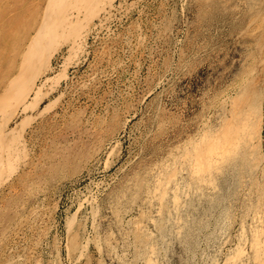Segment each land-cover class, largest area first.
Returning a JSON list of instances; mask_svg holds the SVG:
<instances>
[{
	"label": "rangeland",
	"instance_id": "rangeland-1",
	"mask_svg": "<svg viewBox=\"0 0 264 264\" xmlns=\"http://www.w3.org/2000/svg\"><path fill=\"white\" fill-rule=\"evenodd\" d=\"M47 2L0 0V264H264V0ZM212 139L221 168L203 160ZM221 183L217 225L204 210Z\"/></svg>",
	"mask_w": 264,
	"mask_h": 264
},
{
	"label": "bare ground",
	"instance_id": "bare-ground-1",
	"mask_svg": "<svg viewBox=\"0 0 264 264\" xmlns=\"http://www.w3.org/2000/svg\"><path fill=\"white\" fill-rule=\"evenodd\" d=\"M66 0H58V4L57 3H54L53 2V0H48V4L46 5V11L47 12H51V11H54V14H56L55 12H57V13H60L61 11H58V9L60 10V7H62V4L63 3H66L65 2ZM89 0H78V2H79V4L81 3H83V4H85V3H87ZM82 4V5H83ZM81 5V6H82ZM45 10H44V12H46ZM63 12V11H62ZM52 14H53V12H52ZM51 14V15H52ZM62 14V13H61ZM48 15V14H47ZM51 15L49 16H44V20L43 19H41L43 22L41 23V28L42 29H40V30H37L36 31V33L35 34H33V35H31L30 37H29V39H28V44H27V50L25 51V54H24V57H23V59H22V61H21V63H20V73H22L25 69H27L30 65H33L34 63L32 62V55H31V50L33 49V47H35V46H37L36 44L37 43H39L43 38V36H42V34L46 31H44V29L46 28L49 32H51V30L53 31V29H55L56 28V26H57V21H58V17L55 15L54 16V18H52L51 17ZM64 15V14H63ZM59 17H60V15H58ZM9 18V17H8ZM64 18V17H63ZM61 20V19H60ZM60 22V21H59ZM59 22H58V24H59ZM63 22V20L61 21V23ZM6 24V23H5ZM4 25V24H3ZM42 31H44V32H42ZM5 32V31H4ZM55 33V32H54ZM46 34V33H45ZM1 35V34H0ZM4 35H6L7 36V34H4ZM6 36H4L5 37V39H6V41H7V38L9 37V36H7V38H6ZM54 36V35H53ZM3 37V36H2ZM1 37V38H2ZM46 37V36H45ZM48 39V38H47ZM2 40H3V38H2ZM9 41V40H8ZM8 41H7V44H8ZM46 42V41H45ZM44 42V43H45ZM4 43V42H3ZM39 45H41L40 43H39ZM43 45V44H42ZM47 47V46H46ZM40 49V48H39ZM39 49H36L37 51L39 50ZM50 49V48H49ZM48 49V50H49ZM42 51V50H41ZM46 51V50H45ZM57 51H59V49L58 50H54V51H52V53H50V55H49V57L50 56H53ZM36 52V51H35ZM49 52H51V51H49ZM40 54V53H39ZM42 55H43V53H42ZM41 55V56H42ZM6 56V55H5ZM37 56V55H36ZM38 57V56H37ZM19 65V64H18ZM42 67V70H39L40 68ZM50 67V63H49V60H47V61H44L43 63H42V65H40V68H39V66H37L36 68H35V70L32 72V71H30V73H31V75H29L30 76V78L31 79H34L33 81H31V80H29V83H31V85H29V86H34V81H35V78L36 77H38V75L39 76H41V75H43L44 74V72L48 69ZM30 68H31V66H30ZM30 68H28V69H30ZM19 69V68H18ZM27 69V70H28ZM32 69V68H31ZM34 69V68H33ZM17 74V73H16ZM17 75H19V74H17ZM19 78V77H18ZM17 78V76L16 77H10V79L8 80V86H7V89H5L4 91H3V93H4V95L6 94V93H8V92H10V90L12 89V88H14L13 86H15V84H16V80L18 79ZM26 79H28V78H26ZM36 79H38V78H36ZM18 86V85H17ZM247 86V85H246ZM248 87V86H247ZM251 87V86H250ZM249 87V88H250ZM257 88V86H254V88ZM2 88H4V86L2 87ZM252 89H254L253 87H251ZM259 88H261V87H259ZM30 89V88H29ZM246 89V88H245ZM0 90H1V88H0ZM13 90V89H12ZM261 90V89H260ZM259 90V91H260ZM245 91V90H244ZM250 91V90H249ZM248 91V92H249ZM257 91V90H256ZM256 91H254V92H256ZM253 92V91H252ZM253 92V93H254ZM261 92V91H260ZM253 93H251L250 92V94L252 95ZM262 93V92H261ZM260 93V94H261ZM24 94V92H22L21 93V95H23ZM28 94V93H27ZM243 94V93H242ZM241 94V95H242ZM249 93H247V95H248ZM7 95V94H6ZM254 95H255V93H254ZM3 96V95H2ZM243 96H244V94H243ZM257 98L260 96H257V95H255ZM4 97H6V96H4ZM9 97V96H8ZM7 97V98H8ZM240 97V96H239ZM246 98H247V96H245ZM250 97V96H249ZM248 97V98H249ZM254 97V96H253ZM1 98V100L3 99L2 97H0ZM241 98V97H240ZM239 98V99H240ZM250 98H252V97H250ZM37 99V98H36ZM243 99H245L244 97H243ZM4 100H5V98H4ZM241 100V99H240ZM240 100H239V102H240ZM248 100V99H247ZM256 100H258V99H256ZM16 101L17 100H6L5 101V104L3 105V107L1 108L2 110L3 109H6V108H8L9 110H10V108L11 107H14V105H15V103H16ZM260 101V100H259ZM249 102V101H248ZM0 103H2V101L0 102ZM4 103V102H3ZM2 103V104H3ZM238 103V102H237ZM249 103H251V101L249 102ZM257 103H259V102H257ZM39 104V103H38ZM256 104V103H255ZM253 104L254 106H256L255 107V111L257 110L256 108H258L257 107V105H259V104ZM238 105V104H237ZM236 105V106H237ZM244 105V104H243ZM248 105H250V104H248ZM247 106V105H246ZM253 106V107H254ZM251 107V106H250ZM242 109V108H241ZM243 113V112H242ZM236 119V118H235ZM237 120V119H236ZM236 120H235V123H236ZM247 123V122H246ZM233 125H234V123H233ZM243 125V124H242ZM245 125V124H244ZM247 125V124H246ZM229 126H230V124H229ZM236 127V126H235ZM228 128V127H227ZM233 128V127H232ZM236 129V128H235ZM232 130V129H231ZM242 130V129H241ZM228 131H229V128H228ZM233 131V130H232ZM243 131V130H242ZM245 131V130H244ZM243 131V132H244ZM242 133V132H241ZM245 133V132H244ZM250 132H248L247 133V135L249 134ZM233 135V134H232ZM245 135H246V133H245ZM244 134H243V138H244V136H245ZM246 135V136H247ZM229 136V135H228ZM230 137V136H229ZM228 137V138H229ZM237 137V136H236ZM228 138H227V140H228ZM232 139L234 138V135L231 137ZM231 139V140H232ZM245 139V138H244ZM243 139V140H244ZM4 141V140H3ZM209 140H206V142H208ZM211 142L209 143H207V145H206V147H204V148H206L205 150L207 151V149H208V151H207V153L206 154H204L205 153V150L203 149V153L201 152V153H199L197 150H193L192 149V151H197V153H199V154H202V157H203V154H204V161L206 162V166H209L210 168H211V166L213 167H218V168H221V164L220 165H218V166H216V163L218 164V162L219 161H221L220 159L218 160H216V163H215V161H212V154L213 155H215V154H217V152L216 151H214V149H213V151H214V153H213V151L211 152V150L209 149L210 148V146H208V145H215V143L213 144V139L212 140H210ZM214 142H217V141H214ZM230 142V141H229ZM229 142H227V143H229ZM234 143H235V141H233ZM232 142V143H233ZM236 142H240L239 141V139L236 141ZM212 143V144H211ZM231 142L229 143L230 144V146H231V144H232ZM233 143V144H234ZM241 143H243L244 144V142H242V139H241ZM7 144H9V143H7ZM206 144V143H205ZM219 145H221V146H223L222 145V143H218ZM238 145H239V143H237ZM243 144H242V146H243ZM199 144H197V146H198ZM219 145H217L216 144V147L217 146H219ZM224 145H226V143L224 144ZM234 145H236V144H234ZM234 145H233V147H234ZM237 145V148L239 147ZM205 146V145H204ZM212 146H211V148H212ZM221 146H219L218 148L220 149V150H222V148H223V151L224 150H226L227 148H225V147H221ZM226 146H229L228 144L226 145ZM9 147H11V146H9ZM195 146H193V147H191V148H194ZM199 147V146H198ZM214 147V146H213ZM236 147V146H235ZM240 148V147H239ZM195 149V148H194ZM200 149V148H199ZM234 149H236V148H234ZM245 149V148H244ZM244 149H243V151H244ZM1 150V149H0ZM3 150V149H2ZM1 150V151H2ZM216 150H218V149H216ZM237 150V149H236ZM238 150H240V149H238ZM237 150V151H238ZM191 151V150H190ZM247 151V150H246ZM249 151V150H248ZM4 152V151H3ZM13 152V151H12ZM221 152V151H220ZM219 151H218V153H219V155L222 157H219V158H221V159H223L222 161H224V159L226 158V159H228V157L231 155V153L229 154L228 152H230V151H228V149H227V152H222V153H224L223 155H222V153H220ZM251 152V151H250ZM212 153V154H211ZM227 153V154H226ZM238 153V152H237ZM246 153V152H245ZM245 153L243 154V155H245ZM249 153V152H248ZM254 154V152L252 151L251 152V154ZM187 154H189V151L187 152ZM194 154H196V153H194ZM229 154V155H228ZM242 154V153H241ZM252 154V155H253ZM8 155H9V153H8ZM234 155V154H233ZM188 156H190L189 157V159H188V157H187V159L188 160H190V159H193V158H191V156L192 157H195V155H191V152H190V155H188ZM197 154H196V158H194V160H192V162H193V165H192V163L190 164V165H192L193 166V171L191 170V172H192V174L194 173L195 175H197V177H198V174H201L202 175V172L204 171V170H207L206 168H204L203 167V165H201L200 163H199V161L201 160L200 158H199V156H198V161H196L195 162V160H197ZM201 156V155H200ZM250 156V155H249ZM253 156H255V155H253ZM17 157V156H16ZM251 157V156H250ZM6 158V157H5ZM239 158V157H238ZM237 158V160H239ZM244 158V159H243ZM255 158H256V156H255ZM255 158H250V160L251 159H255ZM1 159V158H0ZM225 159V160H226ZM236 159V158H235ZM261 159V158H260ZM1 160H3V159H1ZM186 160V159H185ZM187 160V161H188ZM236 160V166L238 165V167H237V171H232L231 173H227V174H230V176L229 177H231L232 179H234V181H240L239 180V176H240V172H239V170L241 169V166H242V169H244V168H246V163H247V161H249V159H248V156H246L245 155V157H242V164L241 163H239L238 161ZM240 160V161H241ZM191 161V160H190ZM10 162V161H9ZM189 162V161H188ZM205 162H204V164H205ZM253 162H255V161H252V163ZM260 162V161H259ZM186 163V162H185ZM201 163H202V160H201ZM222 163V162H221ZM249 163H250V161H249ZM251 163V164H252ZM182 164H184V163H182ZM188 164V163H187ZM250 164V165H251ZM7 165V164H6ZM249 165V166H250ZM10 166V165H9ZM191 166V167H192ZM252 166V165H251ZM208 167V168H209ZM235 168V167H234ZM249 168V167H248ZM252 168H253V166H252ZM7 169H9L8 167H7ZM249 169H251V168H249ZM248 169V171L250 172V170ZM218 170V169H217ZM233 170V169H232ZM254 170V169H253ZM179 171V170H178ZM208 171H209V169H208ZM208 171H206V173L208 172ZM221 171V170H220ZM205 172L203 173V175L204 174H206ZM247 173V172H246ZM166 175V174H165ZM175 175V174H174ZM209 175V174H208ZM248 175H250V174H248ZM163 176V175H162ZM168 176V175H167ZM207 176V175H206ZM173 177H175V176H173ZM172 176H171V178H173ZM199 177H200V175H199ZM202 177V176H201ZM238 177V178H237ZM2 178V177H1ZM169 177H167V179H168ZM170 178V179H171ZM192 178H194L195 179V182H197L196 181V177H192ZM204 178V177H203ZM207 178V177H206ZM244 177H242V179H243ZM165 179V178H164ZM180 179V178H179ZM213 177L212 178H210L209 179V177H208V183H210V184H218V183H216L215 181H213ZM3 180V179H2ZM161 180H163V179H161ZM174 180V179H173ZM197 180H199V179H197ZM202 180V179H201ZM201 180H199V181H201ZM191 181H192V179H191ZM194 181V180H193ZM199 181L197 182V183H199ZM166 182H168V180L166 181ZM165 182V183H166ZM205 183H207L206 181H204ZM189 183H190V181H189ZM188 183V184H189ZM194 183V182H193ZM178 184V183H177ZM185 184H187V183H185ZM184 184V185H185ZM192 184V183H191ZM191 184H189V185H191ZM200 184V183H199ZM202 184V183H201ZM165 185H167V183L165 184ZM156 186H157V184H156ZM176 186V185H175ZM196 186V185H195ZM200 186V188H201V185H199ZM177 187H179V186H176L175 187V189H174V192H173V195H172V199H173V201H174V206H175V210H179V209H181L184 205H182V203H181V205H179V200L178 199H180V193L178 192L177 193V191L179 190ZM203 187V186H202ZM216 187V186H215ZM219 190H217V192L215 193V195H214V197H211V205H209V207L208 208H206L205 210H204V212H205V214H208V213H210V216L211 217H215L216 218V222H217V225H218V223H220V221L224 218V216H226V209L227 208H229V201L231 200V198H230V193L229 192H227L225 189H224V187L222 186V183L221 184H219ZM154 188V187H153ZM194 188V187H193ZM164 189H165V187H164ZM163 189V190H164ZM187 189H190L189 188V186L187 185ZM203 189V188H202ZM216 189V188H215ZM162 190V191H163ZM197 190H199V188L197 189ZM206 190V189H205ZM162 191H161V194H162V196H163V194L165 195V192H166V189L163 191V193H162ZM183 191V190H182ZM182 191H180V192H182ZM190 191V190H189ZM194 191H196V190H194ZM199 191H201V190H199ZM152 192V191H151ZM188 192V191H187ZM152 193H154V192H152ZM151 193V194H152ZM204 194H206V192H204ZM208 194V193H207ZM183 195H184V193H183ZM163 199V198H162ZM181 199H182V196H181ZM185 201V200H184ZM181 202V201H180ZM190 202V201H189ZM192 202H194V201H191V203L189 204V206L192 204L193 205V203ZM161 206V205H160ZM162 207V206H161ZM241 207V206H240ZM161 210V209H160ZM189 211V210H188ZM180 213V212H179ZM176 214V213H175ZM180 215V214H179ZM258 217H259V215H258ZM174 218H176V217H174ZM180 218V217H179ZM260 218V217H259ZM171 219V218H170ZM36 221V220H35ZM181 221V220H180ZM180 221H179V223H180ZM210 221H211V219L210 218H208V220H206L205 221V227L206 228H208L210 225H211V223H210ZM44 225V224H43ZM72 225V224H71ZM182 226V225H181ZM183 227H184V225H183ZM183 229V228H182ZM258 230H259V228H258ZM176 231V230H175ZM256 236V235H255ZM197 244H198V246L199 245H201L202 244V242H204L203 240L205 239L206 240V238H204V237H201V236H197ZM257 239V238H256ZM254 240V239H253ZM37 241V240H36ZM256 244H258L257 243V241H256ZM1 256V255H0ZM81 256V255H80ZM2 258V257H1Z\"/></svg>",
	"mask_w": 264,
	"mask_h": 264
}]
</instances>
